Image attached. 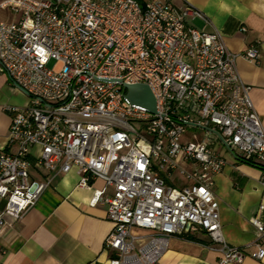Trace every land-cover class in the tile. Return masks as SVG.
I'll use <instances>...</instances> for the list:
<instances>
[{"label": "built area", "instance_id": "1", "mask_svg": "<svg viewBox=\"0 0 264 264\" xmlns=\"http://www.w3.org/2000/svg\"><path fill=\"white\" fill-rule=\"evenodd\" d=\"M0 9L18 15L0 21V73L27 98L23 108H4L11 122L9 149L0 150V236L51 181L33 179L31 169L75 170L77 187L92 191L89 205L105 204L113 224L106 264H157L187 227L221 245L220 264L242 263L221 232L212 188L225 160L214 145L258 167L264 187V127L235 65L257 61L258 48L230 52L220 33L189 23L209 26L206 15L172 0H5ZM123 84L148 86L156 113L128 102ZM187 128L221 139L208 132L182 141ZM174 171L181 188L166 181ZM94 180L104 186L93 189ZM256 247L252 256L264 259Z\"/></svg>", "mask_w": 264, "mask_h": 264}, {"label": "crops", "instance_id": "2", "mask_svg": "<svg viewBox=\"0 0 264 264\" xmlns=\"http://www.w3.org/2000/svg\"><path fill=\"white\" fill-rule=\"evenodd\" d=\"M172 2L180 10L190 6L206 15L211 22L209 26L198 21L189 23L200 30L220 33L230 52L241 53L251 45L258 48L257 61L237 58L235 65L241 80L251 88L250 98L264 127V0ZM17 19L18 15L11 10L0 9V21L12 23ZM26 105V96L7 75L0 73V150L9 149L11 117L5 106ZM219 154L225 165L215 176L212 192L219 204L224 241L244 254L240 264H264V259L252 256L257 244L264 247V236L257 235L264 228L261 170L230 152L228 158ZM30 173L35 180L44 181L49 176L51 181L23 219L1 234L0 264H106L111 253L105 250L104 242L113 228L106 205H89L92 191L77 187L79 176L75 170L65 175L33 169ZM91 185L93 189H101L104 183L94 180ZM221 258L220 244L212 242L202 229L192 232L187 228L183 234L169 239L157 264H220Z\"/></svg>", "mask_w": 264, "mask_h": 264}, {"label": "water", "instance_id": "3", "mask_svg": "<svg viewBox=\"0 0 264 264\" xmlns=\"http://www.w3.org/2000/svg\"><path fill=\"white\" fill-rule=\"evenodd\" d=\"M122 87L125 90L124 97L128 102L136 105H141L144 108H146V110L150 113L153 114L156 113V101L148 86L143 84H135V85L123 84ZM195 127L200 128L196 125ZM201 129L210 132L216 135L217 137H219V139H221L216 131L209 128H201Z\"/></svg>", "mask_w": 264, "mask_h": 264}, {"label": "rangeland", "instance_id": "4", "mask_svg": "<svg viewBox=\"0 0 264 264\" xmlns=\"http://www.w3.org/2000/svg\"><path fill=\"white\" fill-rule=\"evenodd\" d=\"M51 65L52 62L49 64V67H51ZM209 135L210 133L201 129L187 128L185 133L183 134L182 141L191 140L193 142H201L203 140H206ZM214 147L216 151H218L219 153L221 152V154L226 158L230 156L229 152L223 145L216 144ZM166 181L168 184L176 188H181L186 183L184 178L176 171H174L170 176H167Z\"/></svg>", "mask_w": 264, "mask_h": 264}]
</instances>
